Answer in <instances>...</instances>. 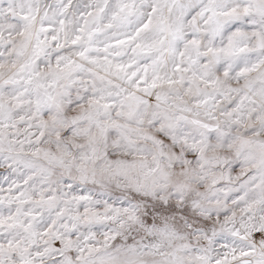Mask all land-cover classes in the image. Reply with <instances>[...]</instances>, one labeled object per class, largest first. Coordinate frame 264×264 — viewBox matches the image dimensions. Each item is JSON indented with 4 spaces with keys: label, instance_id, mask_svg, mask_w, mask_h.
<instances>
[{
    "label": "snow or ice",
    "instance_id": "obj_1",
    "mask_svg": "<svg viewBox=\"0 0 264 264\" xmlns=\"http://www.w3.org/2000/svg\"><path fill=\"white\" fill-rule=\"evenodd\" d=\"M0 264H264V0H0Z\"/></svg>",
    "mask_w": 264,
    "mask_h": 264
}]
</instances>
